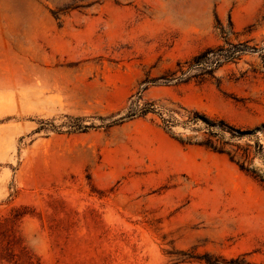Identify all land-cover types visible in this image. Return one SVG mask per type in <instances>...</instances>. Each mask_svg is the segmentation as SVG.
<instances>
[{
	"label": "rangeland",
	"instance_id": "obj_1",
	"mask_svg": "<svg viewBox=\"0 0 264 264\" xmlns=\"http://www.w3.org/2000/svg\"><path fill=\"white\" fill-rule=\"evenodd\" d=\"M0 264H264V0H0Z\"/></svg>",
	"mask_w": 264,
	"mask_h": 264
},
{
	"label": "trees",
	"instance_id": "obj_2",
	"mask_svg": "<svg viewBox=\"0 0 264 264\" xmlns=\"http://www.w3.org/2000/svg\"><path fill=\"white\" fill-rule=\"evenodd\" d=\"M227 45L229 46V49L228 50H224V49H219L218 50L220 52H225L226 53V55H225V59L226 60H232L234 58V54L236 52H240L241 51V50H239L240 47H244V46H242V44H238V45L227 44ZM208 53H215V52L213 50H207V51H205L202 55H200V56H198V57H196L194 59V61H193L194 64L190 65V67L193 66V65H200L202 63V61H204V59H205V57H206V55ZM216 61H218V60H215V62ZM181 73H183V72L181 71ZM232 131H236V130H233L232 129Z\"/></svg>",
	"mask_w": 264,
	"mask_h": 264
}]
</instances>
